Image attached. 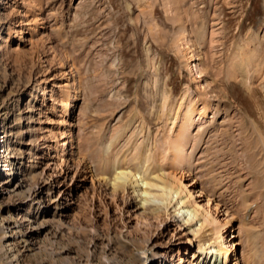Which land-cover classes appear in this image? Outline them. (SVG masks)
I'll list each match as a JSON object with an SVG mask.
<instances>
[{
    "label": "rangeland",
    "instance_id": "374dc122",
    "mask_svg": "<svg viewBox=\"0 0 264 264\" xmlns=\"http://www.w3.org/2000/svg\"><path fill=\"white\" fill-rule=\"evenodd\" d=\"M109 140L177 178L195 218L110 191ZM1 223L0 264H197L220 235L217 264H264V0H0Z\"/></svg>",
    "mask_w": 264,
    "mask_h": 264
},
{
    "label": "bare ground",
    "instance_id": "6f19581e",
    "mask_svg": "<svg viewBox=\"0 0 264 264\" xmlns=\"http://www.w3.org/2000/svg\"><path fill=\"white\" fill-rule=\"evenodd\" d=\"M244 53H246V54H243V55L241 54L242 55V56H240L241 58L246 57L247 52H244ZM198 59L199 58H197V57L194 58L195 64L193 66V68L196 69L197 73H198L197 67L199 66V64L196 65V62ZM245 60H247V58ZM240 66H241V64H240ZM190 72H192V71H190ZM192 76H193V73H192ZM217 113H219V112H217ZM217 116H219V115H217ZM115 138L116 137H114V139ZM115 140H117V139H115ZM188 142H189L188 139H186L184 142L185 144L178 147L179 150L174 152V162H177L176 165L182 164V160H184V158H187V153H188L187 152V145H188L187 143ZM103 146L104 145L101 146L102 147L101 159L103 162V167H104V165H105V167L102 168V170H101L102 171V180L110 188V191L119 192V191H126L125 189L131 188V192L135 195L134 199H136V205L145 214L146 213H148V214L152 213L153 215L158 216L159 212L164 211L165 215L171 216V214L169 212H166V208H168V206H169V208L173 207V212L175 214L182 215L181 220L183 223H189L190 219L195 218L194 216H195L197 209L196 208L189 209V207H188V204H189L188 199L189 198L186 199V201L181 199L180 192H182L183 190L181 188L178 189V187H176L178 184L177 178H176L177 179L176 180L174 177H171V180L169 181V179H166L164 177L163 173L160 171L161 169L159 170V169L149 168L148 165H149L150 158L145 156L143 152L138 154L136 157V161L141 162V163H138L137 165H134L133 167H131V166H128L129 165L128 161H127V164H126V162L123 161L125 158V155H122L121 161L119 158L114 159V156H113L114 160L113 159H112L113 161L111 160L112 154L114 153V155H115V152H113L114 148H112L113 147L112 140H109L108 143H105L104 148H103ZM8 147L6 148V150H9L7 155H8V158H11V159H10V161L7 160V162H6L7 166H8V167H6L8 170L6 172V181H4L1 184V186H4L5 184L9 183L11 181V176H13L15 179L17 177V174H19L15 170V167L13 166L14 163L11 161L13 158L11 156L12 155L11 154L12 148H10V147L8 148ZM167 147H171V145H169ZM144 148H146V147H144ZM116 154H118V153H116ZM123 154H125V153H123ZM100 163H101V160H100ZM145 163H148V164L145 165ZM35 178H36V176L33 174H29V176H28V179H30L31 181L35 180ZM24 180H25V178H24ZM22 181H23V179H22ZM22 181H20L17 184L16 188H20L21 186H23ZM29 192L26 196L19 198L17 203L14 202L13 205L14 206L17 205V207H18V205H22L23 203H25V201H27L25 199H27V197L31 196V195H29ZM173 201H174V203L172 204ZM6 207L9 208L10 206L7 205ZM192 210H194V211H192ZM205 211H206V213L208 212V210H205ZM172 215H174V214H172ZM208 219H209V221H211L210 219H215V217L211 216ZM3 221L7 222V220H4V219H3ZM10 221H13V220L11 219ZM206 221H207V219H206ZM0 225H1L0 226V245L2 247H4L3 242L4 241L6 242L9 237H13V235H15V233H13V235H9V233L7 231L9 228L7 226H4L2 223ZM224 225L225 224H220L218 226L217 232L222 231L223 228H225ZM204 227H205V224L199 223L197 225V228L194 230L192 229V230L196 234V233L200 232ZM14 228H15V226H14ZM11 231L13 232V230H11ZM218 239L219 240L217 241V247L216 248L214 247V249L208 250V248L210 247L209 246L208 248L204 247L202 249V253L204 252L205 255H204V257H202L201 259H199L196 262L197 264H199L201 261H202V264H210V261L213 259V256H214V260H213L212 264L218 263V257L219 256L222 260L224 258L225 262L228 260V256L231 252L230 244L229 245L227 244V242L224 240L222 235H220ZM20 241H22L24 243L25 250H31L30 249L31 242H28L27 239H23V240L20 239ZM18 242H19V240H18ZM251 242H252V244L250 247V251H252V254L257 256L256 255L257 244H258L257 237H255L254 240H251ZM8 245H10V244H8ZM202 245H205V242L201 243L200 248H202ZM233 245H235L234 242L231 243V247H233ZM16 246H19V244L17 243ZM7 247H9V246H7ZM118 247H120V246L118 245ZM13 248L14 247H11L9 249L11 250ZM11 251H14V250H11ZM208 255H209V257H208ZM15 257H17V259H18V256H15ZM197 258H200V257L197 256ZM222 260L219 263H222ZM148 264H153V263H151V261H149Z\"/></svg>",
    "mask_w": 264,
    "mask_h": 264
}]
</instances>
